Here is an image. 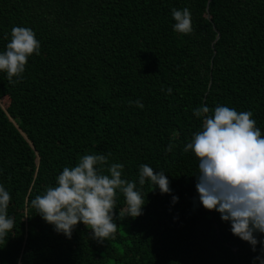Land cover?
Segmentation results:
<instances>
[{
    "label": "trees",
    "instance_id": "1",
    "mask_svg": "<svg viewBox=\"0 0 264 264\" xmlns=\"http://www.w3.org/2000/svg\"><path fill=\"white\" fill-rule=\"evenodd\" d=\"M185 7L187 35L172 18ZM16 26L40 48L20 77L0 73V184L14 219L0 264H261L260 245L199 203L198 158L183 148L201 106L251 111L264 135V0H0V51ZM86 154L122 163L128 180L141 164L164 171L172 193L146 184L137 218L118 193L114 239L98 243L82 223L69 239L31 200Z\"/></svg>",
    "mask_w": 264,
    "mask_h": 264
},
{
    "label": "clouds",
    "instance_id": "2",
    "mask_svg": "<svg viewBox=\"0 0 264 264\" xmlns=\"http://www.w3.org/2000/svg\"><path fill=\"white\" fill-rule=\"evenodd\" d=\"M173 31L189 34L193 31L191 12L172 9ZM40 42L31 28L16 26L4 51H0V73L9 81L20 77L28 58L39 54ZM172 89H167L171 94ZM139 108L144 105L135 101ZM202 117V129L193 134L183 151L198 158L196 190L204 209L219 213L231 232L248 242L253 251L257 245L264 249V135L252 118L251 111L218 105L214 110L201 106L193 110ZM166 152L172 151L169 144ZM122 163H108L103 154L82 155L75 166H66L42 195L31 200V206L54 230L71 238L79 224L90 230V238L103 244L114 239L118 229L115 204L118 193L123 194L126 217L143 214V187L148 184L163 194H171L170 180L164 171L148 164L138 166V179L123 177ZM11 195L0 184V241L9 237L14 219L8 215ZM179 197L173 195V204ZM259 259V258H258ZM264 264V260H261Z\"/></svg>",
    "mask_w": 264,
    "mask_h": 264
},
{
    "label": "rangeland",
    "instance_id": "3",
    "mask_svg": "<svg viewBox=\"0 0 264 264\" xmlns=\"http://www.w3.org/2000/svg\"><path fill=\"white\" fill-rule=\"evenodd\" d=\"M5 103V102H4Z\"/></svg>",
    "mask_w": 264,
    "mask_h": 264
}]
</instances>
